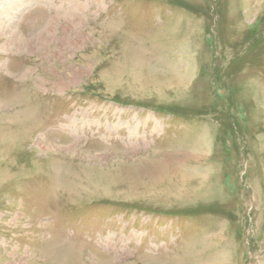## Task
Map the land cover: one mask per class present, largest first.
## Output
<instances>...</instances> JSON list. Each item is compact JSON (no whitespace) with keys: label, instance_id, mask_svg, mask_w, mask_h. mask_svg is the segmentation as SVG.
Instances as JSON below:
<instances>
[{"label":"rangeland","instance_id":"1","mask_svg":"<svg viewBox=\"0 0 264 264\" xmlns=\"http://www.w3.org/2000/svg\"><path fill=\"white\" fill-rule=\"evenodd\" d=\"M0 264H264V0H0Z\"/></svg>","mask_w":264,"mask_h":264}]
</instances>
